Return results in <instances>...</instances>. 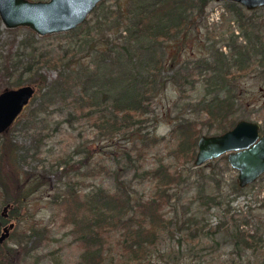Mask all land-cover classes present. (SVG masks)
I'll use <instances>...</instances> for the list:
<instances>
[{
  "label": "trees",
  "instance_id": "trees-1",
  "mask_svg": "<svg viewBox=\"0 0 264 264\" xmlns=\"http://www.w3.org/2000/svg\"><path fill=\"white\" fill-rule=\"evenodd\" d=\"M209 3L102 0L92 16L65 30L70 38L63 53L18 61H11L6 53L0 65L8 75L0 84L2 89L11 87V78L18 73L15 85L34 82L40 91L30 101L36 107L25 116L28 126L41 117L42 110L61 101L68 106L65 120L72 124L88 118L96 135L94 140L82 139L74 150L59 153L55 162L43 163L38 170L37 165L24 169L37 151L30 153L10 135V127L0 132V193L5 203L15 205L9 208V216H19L18 207L48 183L50 173L60 171L50 201L56 216L61 215L70 227L67 232L82 243V263L152 264L155 257L164 259L168 231L171 236L180 231L176 243L182 250L189 240L200 243L202 235L215 238L220 225L206 230L196 210L179 212L177 187L189 177L186 170L193 165L188 162L196 154L199 135L225 131L240 118L244 92L240 80L257 68L264 70V19L258 7L248 9L238 1L224 0L226 12L222 11L218 30L207 21ZM1 24L0 19V34ZM32 32V38L22 39L24 49L33 43ZM18 63L25 67L20 72ZM45 66L54 67L56 76L50 78ZM23 70L32 75L23 76ZM170 88L176 93L173 98H169ZM162 121L172 123L169 139L156 132ZM163 143L168 150L156 157L155 148ZM98 152L105 157L92 163ZM153 155L156 158L149 159ZM110 156L113 170L105 165ZM103 167L112 171V184H88L87 177ZM74 168L79 170L77 178L72 176ZM144 181L151 188L140 191L139 183ZM239 188L236 182L234 189ZM205 190L194 198L222 202L220 194ZM167 205L174 208L172 214L166 212ZM48 232L47 225H35L20 233L16 242L22 253L6 245V238L0 242V264H26L25 254H31ZM229 235L237 256L247 259L233 258L228 264H259L250 254L259 250L261 235L239 224ZM32 241L36 243L31 245ZM182 256L183 252L178 264H187ZM38 260L31 264H39Z\"/></svg>",
  "mask_w": 264,
  "mask_h": 264
},
{
  "label": "rangeland",
  "instance_id": "rangeland-1",
  "mask_svg": "<svg viewBox=\"0 0 264 264\" xmlns=\"http://www.w3.org/2000/svg\"><path fill=\"white\" fill-rule=\"evenodd\" d=\"M257 10L259 11L258 14H261L263 16L262 19H264V5L258 7ZM222 11L226 12L224 0H210L207 8V21L209 24H213L214 27L217 26L216 29L218 30L222 29L220 26L223 17ZM92 15L93 12L89 14V17ZM232 23L234 24V22ZM1 27L0 65L5 61L6 53L11 54V61H18L31 57L44 56L46 54L63 53L64 48L69 44L70 35L66 33L65 30L39 34L27 25L6 27L2 22ZM31 30L35 32V38L31 39L33 43L28 46L29 48L24 49V47L21 46L22 39L28 37L32 38L34 33ZM33 47H35L34 51L29 53L28 50ZM18 64L20 66L17 71L20 72L25 67L20 63ZM3 71L4 70H0V84L7 78L6 76H8ZM45 71L50 75V78H53L57 74L54 67L45 66ZM263 71L260 70L258 72L257 68L254 71L248 72L241 78L240 86L244 87V92L242 94V103L238 106L239 111L237 116L238 118L248 117L255 120L259 119L264 128ZM23 73L25 77L32 75L29 73V70H23ZM17 74L14 75V77L12 76L11 86H20L23 83H29L24 81L19 85H15L14 78L18 76ZM36 76L37 75L33 77ZM2 88L3 87L0 86V91ZM39 92L38 90L36 91V93ZM168 93L170 94L169 98L176 94L172 88L169 89ZM35 107V103L32 104L29 102L27 107L23 109L17 116L18 118L10 126V135L14 136L20 144L29 147L31 149L30 153H35L37 151L36 157H29V163L26 164L24 169L29 168L31 165H37L36 168L42 170L41 167L43 163L49 164L50 162H55V157L59 153L74 150L76 148L74 146L82 139H95L96 135L95 132L91 130L92 126L88 118H82L80 121L74 120L72 124L69 120H65V113L68 106L62 104L61 101L44 109V111L42 110L39 114L41 117L39 119L36 118L37 121H34L28 126L25 116L34 112L32 110ZM34 125H36V127ZM171 128V122L162 121L156 127V132L160 135H166V139H169L172 135V132H170ZM40 134H44L42 139L38 138L41 137ZM1 136L2 133H0V141L2 140ZM37 145L39 146L38 148L36 147ZM164 145L165 143L155 148V151L159 153L156 157L166 153L168 148ZM103 157H105L104 154H100V152L96 153L92 159V163L100 161ZM154 157V155L150 156L149 159H153ZM194 157L188 162V165L190 163L193 164L191 169L187 168L186 170L189 174L188 179L180 183L177 187V189L179 188V195L181 197L180 202L182 203V205H180L179 202L177 204L180 206L179 212L186 213L189 210H196L198 212L197 219H199V223H206L204 227L206 230L211 226L212 229H215L220 225L219 229H217L218 232L215 234V238L213 236L202 235L201 242L197 244L189 240L182 250L178 248L176 243V236L180 231L178 230L175 236H171V232L168 231L163 241L164 246L167 245V247H165L167 248L166 254L163 256L165 260L158 256L153 258L154 261L152 264H178L179 259L177 258L182 252L184 261H188L187 264H228L232 262L233 258L236 260L240 259V261L242 259H247V257L239 258V256H237L233 238L231 239L229 235L237 224H239L240 228L243 230H248L250 232L255 231L262 236L259 250L256 254L251 253L250 256L255 260L254 262L264 264V172L254 181L245 186H241L238 182L239 171L228 161L227 153L219 155L211 161L207 160V163L200 165H195L193 162ZM105 159V165H108L112 170L115 169V163L111 156ZM106 168L103 167L97 173L87 177V183L90 184L94 182V185H98L102 182L106 185H111L114 180L113 173L112 171L108 172ZM77 172H79V170L74 168L72 173L74 178H77ZM59 173L60 171L50 173L47 176L49 180L48 183L39 187L25 203L18 207L19 216L14 214L9 217V220H13L16 225L5 243L17 249L18 253L21 251V245L18 244L16 240L20 237V233L29 232L30 228L35 225L38 227L47 225L49 228V236L44 237L40 245L34 247L35 249H33L31 254H25L26 256L23 257L27 260L26 264H31L37 258H39V264H85L82 263L80 257V252L83 250L82 243L77 242L72 236V233L67 232L70 227L64 224L61 215L56 216L53 203L50 201L51 193L55 191V184L60 182ZM236 182L240 186L239 189H234ZM139 186L140 191L146 190V188L149 190L151 188L148 182L145 181L141 184L139 183ZM204 187H206L205 192L207 194H220L222 202L218 205L213 204V202L210 203L211 201L209 203L206 201L201 202L202 199L200 196L194 198L195 195L198 196L199 191ZM3 200V195L0 193V211L6 204ZM173 209L172 206L167 205L166 212L172 214ZM203 233L206 234V232ZM35 239L34 237V240ZM216 239H218L219 242H217ZM30 243L34 245L36 242L32 241ZM251 251L252 250H250L249 253ZM174 258L177 260L174 261Z\"/></svg>",
  "mask_w": 264,
  "mask_h": 264
},
{
  "label": "water",
  "instance_id": "water-1",
  "mask_svg": "<svg viewBox=\"0 0 264 264\" xmlns=\"http://www.w3.org/2000/svg\"><path fill=\"white\" fill-rule=\"evenodd\" d=\"M102 0H0V19L6 27L27 25L39 34L69 30L87 19ZM253 9L264 0H235ZM36 91V85L23 83L0 91V132L8 129L23 111ZM195 165L227 153V159L238 173L242 186L257 179L264 172V128L261 120L239 118L225 131L205 132L197 139ZM14 203L7 201L0 214L7 217ZM1 220V217H0ZM10 220L0 232V242L8 238Z\"/></svg>",
  "mask_w": 264,
  "mask_h": 264
},
{
  "label": "flooded vegetation",
  "instance_id": "flooded-vegetation-1",
  "mask_svg": "<svg viewBox=\"0 0 264 264\" xmlns=\"http://www.w3.org/2000/svg\"><path fill=\"white\" fill-rule=\"evenodd\" d=\"M1 220H0V232L4 229V227L7 225V223L10 221L9 218L10 216L8 215L7 217L3 216L0 214Z\"/></svg>",
  "mask_w": 264,
  "mask_h": 264
}]
</instances>
